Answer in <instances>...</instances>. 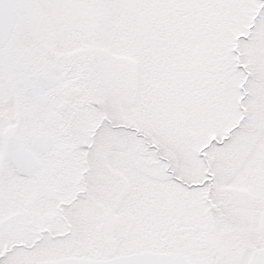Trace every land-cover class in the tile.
<instances>
[{
  "label": "flooded vegetation",
  "instance_id": "obj_1",
  "mask_svg": "<svg viewBox=\"0 0 264 264\" xmlns=\"http://www.w3.org/2000/svg\"><path fill=\"white\" fill-rule=\"evenodd\" d=\"M112 1L100 0L96 5V0H88L89 8L72 19L84 26L69 27L73 37L86 43L69 51L54 44L65 35L63 0H16L12 30L0 47V264L109 259L114 234L115 241L124 242V212L130 215L119 208L124 202V122L116 116L113 124L103 99L101 74L110 65V51H97L93 21L104 8L107 29ZM87 3H83L85 7ZM263 5L264 0L253 12L247 32L237 34L231 42L226 40L217 52L215 87L218 130L223 132L220 141L234 137L233 148L244 159L251 153L250 161L245 162L261 175L259 212L264 208V92H253L264 81L255 73L258 65L251 62L253 54L247 50L251 60L246 67L239 47L240 40L252 33ZM226 7L223 4L222 15L227 27H221L225 38L231 23L227 19L231 9ZM17 37L24 47L17 48ZM259 41L261 46L255 51H262L264 62V39L259 37ZM228 68L241 73L238 82H229L230 93L224 81ZM254 73L258 82L252 80ZM208 83L207 78L205 96L207 108H211ZM201 164L204 177L200 181L187 183L172 171L171 176L187 187L199 185L201 204L206 205L204 186L211 176L203 152ZM224 194L226 199L232 198L230 193ZM232 203V207L224 203L226 211L243 210L241 201ZM150 211L142 208L136 215L142 219L154 216L160 222L161 208L153 214ZM193 211L177 206L167 209L170 237L182 247L154 251L181 253L193 264L186 247L197 243L194 223L200 224V243L196 245L203 246L208 239L205 211L200 212L199 221ZM260 226L264 231V222ZM260 237L264 239V234ZM262 243L251 254L263 248Z\"/></svg>",
  "mask_w": 264,
  "mask_h": 264
},
{
  "label": "rangeland",
  "instance_id": "obj_2",
  "mask_svg": "<svg viewBox=\"0 0 264 264\" xmlns=\"http://www.w3.org/2000/svg\"><path fill=\"white\" fill-rule=\"evenodd\" d=\"M229 1L113 0L107 29L104 8L93 20L97 51H110V68L101 74L103 99L113 124L117 123L116 116L124 122V202L119 208L124 207L130 215L124 212V242L115 241L114 234L113 256L141 249L168 251L182 247L170 237L166 211L171 206L192 208L198 221L200 212L205 211L207 242L196 245L200 243V224L194 223L197 243L186 247L193 264H248L252 248L264 242L260 237L264 234L260 231L264 208L259 212L257 201L261 175L256 167L246 164L251 153L244 159L233 148L234 137L220 141L223 132L218 130L215 88L218 49L237 34L247 32L262 0ZM84 2L88 0H63L65 35L55 40L57 49L70 51L86 43L69 30L70 25L84 26L72 20L89 8ZM223 4L231 9L226 38L220 33L221 27H227ZM86 15V20L92 16L91 12ZM251 28L252 33L240 40L242 63L248 66L250 50L252 64L258 65L255 73L264 81L263 54L255 51L261 46L259 37L264 39V5ZM15 41L18 49L24 47L19 37ZM186 44L190 51H185ZM226 71L224 81L230 93L229 82H238L241 73L229 68ZM255 73L252 80L258 82ZM207 78L211 108H207L205 96ZM261 92L264 86L253 94ZM201 152L211 176L204 186L206 205L201 204L199 185L187 187L178 180L191 183L204 177ZM171 171L178 179L172 178ZM224 192L232 198L226 199ZM113 197L114 202L116 195ZM237 200L243 204L242 211L225 210L224 203L232 207ZM142 208L150 209V214L161 208L160 222L154 216H137Z\"/></svg>",
  "mask_w": 264,
  "mask_h": 264
},
{
  "label": "water",
  "instance_id": "obj_3",
  "mask_svg": "<svg viewBox=\"0 0 264 264\" xmlns=\"http://www.w3.org/2000/svg\"><path fill=\"white\" fill-rule=\"evenodd\" d=\"M15 11L16 0H0V47L9 38L14 24ZM39 264H191V262L181 253L145 250L109 259L65 258ZM248 264H264V247L253 251Z\"/></svg>",
  "mask_w": 264,
  "mask_h": 264
},
{
  "label": "trees",
  "instance_id": "obj_4",
  "mask_svg": "<svg viewBox=\"0 0 264 264\" xmlns=\"http://www.w3.org/2000/svg\"><path fill=\"white\" fill-rule=\"evenodd\" d=\"M226 7V6H225ZM220 30V29H219ZM220 33H221V31H220ZM215 50V49H214ZM185 51H190V49H189V46L186 44V47H185ZM218 51H219V49H218Z\"/></svg>",
  "mask_w": 264,
  "mask_h": 264
}]
</instances>
